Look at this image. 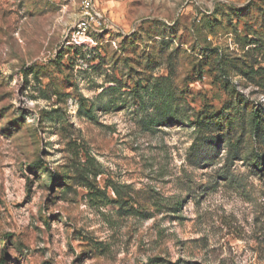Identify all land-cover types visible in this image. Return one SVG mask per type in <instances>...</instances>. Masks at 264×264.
<instances>
[{"label":"rangeland","instance_id":"1","mask_svg":"<svg viewBox=\"0 0 264 264\" xmlns=\"http://www.w3.org/2000/svg\"><path fill=\"white\" fill-rule=\"evenodd\" d=\"M93 2L0 0V264H264V0Z\"/></svg>","mask_w":264,"mask_h":264},{"label":"built area","instance_id":"2","mask_svg":"<svg viewBox=\"0 0 264 264\" xmlns=\"http://www.w3.org/2000/svg\"><path fill=\"white\" fill-rule=\"evenodd\" d=\"M85 15L80 19L78 25L73 32V40L77 44H84L88 40H92L89 32L94 25L100 26L102 24V16L97 13L94 8L93 0H83Z\"/></svg>","mask_w":264,"mask_h":264},{"label":"trees","instance_id":"3","mask_svg":"<svg viewBox=\"0 0 264 264\" xmlns=\"http://www.w3.org/2000/svg\"><path fill=\"white\" fill-rule=\"evenodd\" d=\"M254 133L256 136L258 137H261L263 134H264V125L262 123V119H261V116L256 112L254 114ZM161 121H163V119H161ZM199 124L201 123H207V124H212V121L210 120L209 117H204V118H198V121H197ZM214 125V124H213ZM264 143V142H263ZM258 158V161H257V166H261V162H262V159L259 158V156L256 157V160Z\"/></svg>","mask_w":264,"mask_h":264}]
</instances>
